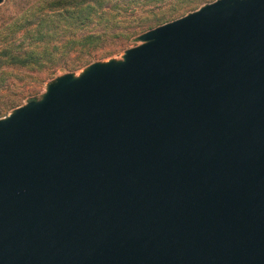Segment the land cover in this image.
I'll list each match as a JSON object with an SVG mask.
<instances>
[{
	"label": "water",
	"instance_id": "water-1",
	"mask_svg": "<svg viewBox=\"0 0 264 264\" xmlns=\"http://www.w3.org/2000/svg\"><path fill=\"white\" fill-rule=\"evenodd\" d=\"M138 40L0 119V264H264V0Z\"/></svg>",
	"mask_w": 264,
	"mask_h": 264
},
{
	"label": "trees",
	"instance_id": "trees-1",
	"mask_svg": "<svg viewBox=\"0 0 264 264\" xmlns=\"http://www.w3.org/2000/svg\"><path fill=\"white\" fill-rule=\"evenodd\" d=\"M213 1L17 0V13L0 19V118L57 75L110 59L146 31Z\"/></svg>",
	"mask_w": 264,
	"mask_h": 264
},
{
	"label": "rangeland",
	"instance_id": "rangeland-1",
	"mask_svg": "<svg viewBox=\"0 0 264 264\" xmlns=\"http://www.w3.org/2000/svg\"><path fill=\"white\" fill-rule=\"evenodd\" d=\"M214 1H216V0H214ZM213 1V2H214ZM16 3H17V0H3V2L0 4V19H2L3 17H5V18H7V17H9V16H14V14H16L17 13V11H18V9H17V6H16ZM210 3H212V2H210ZM210 3H201V5H199V8L200 7H202V6H204V5H206V4H210ZM167 8H169V6L168 5H165V9H167ZM198 8V9H199ZM197 9V10H198ZM196 11V10H195ZM194 12V11H193ZM189 13H192V12H189ZM189 13H187V14H189ZM187 14H185V15H187ZM184 15V16H185ZM183 17V16H182ZM181 18V17H180ZM179 19V18H178ZM177 20V19H176ZM174 21V20H173ZM172 22V21H171ZM169 23V22H168ZM166 24V23H165ZM164 25V24H163ZM161 26V25H160ZM157 27H159V26H157ZM156 28V27H155ZM154 29V28H153ZM151 30V29H150ZM149 31V30H148ZM147 32V31H146ZM140 36V35H139ZM138 36V37H139ZM139 45H141V42L137 39L136 41H133L131 44H130V47L128 48V49H131V48H134V47H137V46H139ZM127 50V49H126ZM125 51V50H124ZM124 51H121L120 53H118L117 55H115V56H113L112 58H110V59H113V60H121L122 59V56L124 55ZM110 59H107V60H101V62H105V61H108V60H110ZM85 68V67H84ZM84 68H82V69H80L79 71H77V72H74V73H72L73 75H75V76H78L80 73H82V71H83V69ZM65 74V73H64ZM61 75H63V74H59V75H57L56 77H58V76H61ZM55 77V78H56ZM55 78H53V79H55ZM52 79V80H53ZM51 81V80H50ZM20 84V83H19ZM45 87H46V85H45ZM45 87H43L42 88V90L39 92V94L38 95H36L35 96V98L33 99V100H37V99H39L41 96H42V94L44 93V91H45ZM27 102L26 101H24V102H22L21 103V106L22 105H25ZM12 111H9L8 113H6L5 114V116H3V117H1L0 119H2V118H6L10 113H11Z\"/></svg>",
	"mask_w": 264,
	"mask_h": 264
}]
</instances>
